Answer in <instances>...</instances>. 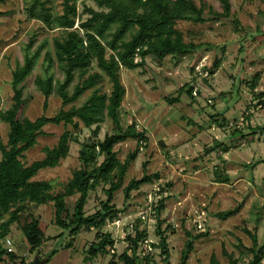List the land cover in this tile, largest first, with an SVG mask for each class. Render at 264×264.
<instances>
[{
    "label": "rangeland",
    "instance_id": "1",
    "mask_svg": "<svg viewBox=\"0 0 264 264\" xmlns=\"http://www.w3.org/2000/svg\"><path fill=\"white\" fill-rule=\"evenodd\" d=\"M26 1L3 0L0 3V12L3 13L0 16V112L8 110L12 104L13 72L17 63H22L24 48L30 39L37 34L38 41L32 51L47 42L43 56L45 50H52V38L57 34L40 23L27 21ZM50 1L53 13L62 15L63 0ZM195 1L199 7H204L205 17H212V20L203 24L180 22L177 29L182 32L186 43L197 47L196 51L185 57L169 56L162 62L149 56L145 68L121 69L122 83L126 88L121 110L122 127L126 129V123H136L137 131L143 132L148 141L141 149L134 138L115 146L121 163L135 152L137 157L127 171L123 187L115 193L113 204L122 211V218L148 204L151 195L153 202L157 204L159 201L158 223L142 226V229L147 228L148 237L155 243L161 240L158 231L165 232L167 237L168 262L161 248L156 247L152 256L157 264H180L182 252L191 239L193 250L187 264H213L214 261L218 264H230L231 261L249 264L253 260L251 250L254 248L251 234L257 237L258 248L264 250V134L259 130L264 124V0H231V16L221 20L210 15V10L222 12L219 2ZM84 3L100 10L94 0L79 3L78 11L82 17L81 21L76 20L75 28L89 17L83 14ZM215 60H220V66L210 80L205 81L195 74L199 67H210ZM51 70L55 76V90L47 105L35 85L36 76L45 73L43 57L23 84L25 104L20 113L21 120L50 118L63 108L56 90L64 74L57 63ZM95 72H101L97 64H93L91 70V73ZM80 82L77 76L71 92ZM188 83L194 89L198 88L194 102L183 95L180 102L171 103L170 100L179 95L178 90ZM252 86H255L254 90ZM99 88L110 93L111 84L105 75ZM90 95L91 91H88L79 102L64 109L81 106ZM240 122L238 130L246 135L245 138L234 136L237 129L230 126ZM101 126L98 139L103 140L115 133V126L108 117ZM95 127L86 128L80 121L77 127L64 124L45 126L37 145L22 160L27 165L43 160L45 149L54 148L65 131H70L74 139L68 157L57 167L42 170L33 180L52 183L55 193L62 191L74 172L82 167L80 153L89 140H95L92 133ZM8 132V126L0 119V139L4 143H7ZM217 141L227 150L216 148ZM103 160V156L98 158L99 163ZM219 170L230 177V182L216 181ZM155 173L160 175L159 180L142 186L132 198L125 197L123 190L131 180ZM109 188L110 184L101 182L90 192L86 215H93L101 208L107 200L105 191ZM76 198L68 200L69 209H73ZM232 211L237 213L227 219L218 216ZM31 213L38 214L42 222L47 243L43 247L49 246L48 252L58 250L47 264H86L84 256L90 244L96 242L97 230L83 231L72 250H67L65 246L70 239L68 233L54 223L53 203L33 206ZM201 214L202 220L205 219V230L197 228L196 220L199 221ZM12 227L15 235H21L14 244L21 259L27 264L37 257L45 260L47 251H27L19 225ZM103 230L115 234L112 228ZM63 232L64 235L60 236ZM5 240H0L2 250L6 248ZM123 249L124 246L119 245L118 254ZM114 260L108 254L99 256L93 264H119Z\"/></svg>",
    "mask_w": 264,
    "mask_h": 264
},
{
    "label": "trees",
    "instance_id": "2",
    "mask_svg": "<svg viewBox=\"0 0 264 264\" xmlns=\"http://www.w3.org/2000/svg\"><path fill=\"white\" fill-rule=\"evenodd\" d=\"M85 1L63 0L62 15L53 13L50 0L26 1L27 21L40 23L57 34L52 38V50H45L43 56L42 52L47 47V42L41 43L35 51H32L38 41L37 34L30 39L24 48L22 63L18 62L13 72L12 104L8 110L0 112L1 121L9 129L7 143L0 139L2 154L0 240L6 239L11 227L17 224L30 252L39 251L46 242V234L38 214L31 213V207L53 203L54 223L59 229L67 232L70 239L65 249H72L76 238L83 231H91V228L97 230L96 242L92 243L85 253V262L88 263L99 256L110 254L107 248L115 244L112 235L104 233L103 229L108 222L115 221L122 212L113 204L114 195L123 187L127 171L137 157L135 152L121 163L114 148L130 138L138 141L140 149L148 141L143 132L137 131L136 123L130 125L126 123V129L122 127L121 110L125 101L126 88L122 83L121 69L145 68L149 56L162 62L169 56L185 57L196 51L195 45L185 42L177 25L180 22L203 24L212 20V17L206 18L204 7H199L195 0H94L100 10L89 8L84 3L83 14L89 17L75 28L76 20L81 21L82 17L78 11V4ZM216 1L219 2L222 12L216 13L210 10V15L217 20L228 19L232 12L231 0ZM2 2L3 0H0V3ZM2 15L3 13L0 12V16ZM41 57L44 60L45 73L36 76L35 85L44 95L47 105L55 90V76L51 69L57 63L59 70L64 74V79L58 83L56 90L58 97L62 100L63 108L50 118L42 116L34 121L21 120L20 113L25 104L23 84L33 74ZM137 58L140 61L136 62ZM93 64H97L101 72L91 73ZM219 66L220 60H215L212 66L204 70L209 71L212 77ZM104 75L111 84L110 93L103 92L99 88ZM77 76L81 82L71 92ZM255 86H252L253 90ZM88 91H91V95L81 106L73 105L69 110L64 109L66 106L79 102ZM193 91L194 86L188 83L178 90L179 95L170 102H180L183 95H187L194 102ZM258 97L260 98L261 94ZM107 117L114 124L115 133L100 140L98 136L102 128L101 124ZM79 121L89 129L96 126L92 132L95 140H89L80 153L82 167L74 172L73 178L62 191L55 193L52 183L33 179L42 170L55 168L68 157L70 145L74 139L73 134L65 131L54 148L45 149L46 156L43 160L31 165L25 164L22 160L25 154L37 145L38 138L44 134L45 126L64 124L77 127ZM259 130L264 134V124ZM234 136L245 138L246 135L237 129L234 131ZM216 148H223V143L217 141ZM223 149L227 150V147ZM100 156L104 157L101 163L98 161ZM159 179L160 175L155 173L145 174L139 180H131L123 190L124 195L130 199L132 194L142 186L153 184ZM216 181L228 183L230 177L219 170L216 173ZM101 182L110 184V188L105 191L107 200L101 204L98 211L88 216L85 207L90 192L96 190ZM76 196L73 209H69L68 200ZM236 213L237 211H232L218 216L227 219ZM65 232L60 236H63ZM188 234L190 237V233ZM158 235L161 240L155 247L161 248L162 255L168 262L167 237L161 230L158 231ZM146 236L145 232H138L137 239L132 241L135 251L138 248V242ZM251 237L254 248L251 250L253 260L249 264H264V250L258 248L257 237L252 234ZM192 250L193 239L188 241L183 250L180 264L188 263ZM55 253L56 251L52 252L50 257ZM0 255H8L11 261L16 259L14 254L2 250L1 246ZM112 258L119 264H157L154 256L146 258L144 263L136 256L130 257L127 251L112 255ZM49 262L50 259L47 263ZM21 264L27 263L22 259ZM213 264L218 263L214 261ZM230 264L236 263L231 261Z\"/></svg>",
    "mask_w": 264,
    "mask_h": 264
},
{
    "label": "built area",
    "instance_id": "3",
    "mask_svg": "<svg viewBox=\"0 0 264 264\" xmlns=\"http://www.w3.org/2000/svg\"><path fill=\"white\" fill-rule=\"evenodd\" d=\"M138 61H139V58H137L136 62ZM204 68L205 67H199V69L196 70L195 74L197 76H200L202 79L210 80L211 75L209 71H205ZM197 95H198V88H195L193 91V96L196 97ZM241 122H243V119ZM241 122L240 124H237V125H234L233 123H231L230 126L233 127L234 129H238L240 128L242 124ZM150 197H151V200H150ZM150 197L148 199L149 200L148 204L137 207V210H135L134 213L125 215L122 218H121V213H122L121 212L115 221L108 222V224L105 226V227L112 228L115 230V234L112 235V238L115 244L113 247L107 248V250L110 252L111 255H115V254L118 255V251H117L118 247L119 245H123L124 249L122 253L127 251L130 257L136 256L141 261H144L149 256H152L154 251L157 250L155 246L159 245V242L155 243L148 237V233L145 230L147 228L142 229V226L149 227V225L152 222L158 223L159 221L157 220L158 211H159L158 210L159 201L156 204L155 201L154 202L152 201L153 196L151 195ZM200 216L201 217L199 221L196 220L197 228L200 230H205L204 228L205 219L203 221L202 220L203 215L201 214ZM94 230H95L94 228H91V231H94ZM138 232H145L147 236L138 242V248L135 251L132 241L137 239ZM104 233H108V232H104ZM5 243H6L7 252L9 254H14L16 256V259L11 261L12 264H21L22 259H20L18 255L16 254V251L14 248V242L10 238H6ZM144 263H146V261H144Z\"/></svg>",
    "mask_w": 264,
    "mask_h": 264
},
{
    "label": "crops",
    "instance_id": "4",
    "mask_svg": "<svg viewBox=\"0 0 264 264\" xmlns=\"http://www.w3.org/2000/svg\"><path fill=\"white\" fill-rule=\"evenodd\" d=\"M15 230H14V228L13 227H11V231H10V235L9 236H7L6 238H10L11 240H12V238L14 239V240H12L13 242H14V244H15V239H19V237L21 236V235H15V232H14ZM17 232V231H16ZM12 233H14V235L12 234ZM12 237V238H11ZM25 238V237H24ZM80 240V237L78 236L77 238H76V243L78 242ZM24 242H25V239H24ZM44 244H47L46 242L44 243ZM91 245V244H90ZM44 246V245H43ZM41 247L40 249H39V251L41 252L42 250H44V252H46L47 251V256H46V258H45V260H42V261H45L46 263L45 264H47V261H48V259H50V261L53 259V257L57 254V252H58V250H51L50 252H48L49 251V249H50V247L49 246H47V247ZM26 250L27 251H29L30 252V250H29V247L27 246V244H26ZM60 249L61 250H63L64 249V247L63 246H61L60 247ZM4 250H6V248L4 249ZM69 250H72V249H69ZM54 251H56V253H55V255L54 256H52V257H50V254H52V252H54ZM43 252V251H42ZM17 254V253H16ZM18 255V254H17ZM18 257L21 259V257L18 255ZM79 257H81V255L79 254ZM39 258V257H38ZM85 258H86V255L84 256V261H85ZM23 259V258H22ZM40 259V258H39ZM41 260V259H40ZM95 261V260H94ZM86 264H93V261L92 262H85ZM0 264H12V262H11V260H10V258H9V256L8 255H0Z\"/></svg>",
    "mask_w": 264,
    "mask_h": 264
},
{
    "label": "water",
    "instance_id": "5",
    "mask_svg": "<svg viewBox=\"0 0 264 264\" xmlns=\"http://www.w3.org/2000/svg\"><path fill=\"white\" fill-rule=\"evenodd\" d=\"M45 261L40 260L38 257L31 264H45Z\"/></svg>",
    "mask_w": 264,
    "mask_h": 264
}]
</instances>
